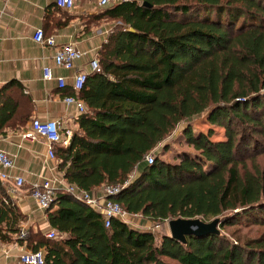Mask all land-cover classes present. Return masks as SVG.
<instances>
[{"label": "trees", "instance_id": "trees-1", "mask_svg": "<svg viewBox=\"0 0 264 264\" xmlns=\"http://www.w3.org/2000/svg\"><path fill=\"white\" fill-rule=\"evenodd\" d=\"M53 11L67 20L53 1L44 18ZM85 24L111 27L95 54L99 71L86 73L77 93L61 88L84 105L68 143L53 148L63 180L86 192L126 182L112 200L152 224L220 217L218 227L259 231L156 240L117 218L104 227L100 211L57 190L44 211L55 237L23 240L0 183V242L41 250V264H264V0H122ZM28 102L18 82L0 85V135L23 126ZM199 115L223 139L187 124L182 136L196 153L160 159L170 131Z\"/></svg>", "mask_w": 264, "mask_h": 264}, {"label": "crops", "instance_id": "crops-1", "mask_svg": "<svg viewBox=\"0 0 264 264\" xmlns=\"http://www.w3.org/2000/svg\"><path fill=\"white\" fill-rule=\"evenodd\" d=\"M52 1L0 0V85L10 80L18 82L22 94L29 100L28 120L21 127H5L0 135V150L10 157L12 163L8 173L23 179V186L18 192L7 194L21 216L18 226L19 230L26 231L23 240L29 234L43 235L50 229L45 212L39 210L30 199L28 189L44 179L53 181L57 189L61 186L58 181L63 178L55 160L47 157L43 139L29 142L21 139L20 134L30 127L33 120H57L63 135L69 131L71 136L77 130L75 119L78 113L73 106L63 102L61 88L54 78L61 77L64 87L68 88L76 71L89 73L87 60L95 56L109 30L105 24H85L86 16L100 9L92 0H74L70 10L60 9L67 15V20L57 11L45 19V7ZM36 29H42L44 35L52 36L56 45L73 43L87 57L76 61L73 69L55 66L51 61L53 48L41 47L33 41ZM45 66L51 68L53 78L49 80L42 78V68ZM98 188L91 192L96 193ZM23 251H28L24 241L21 244L14 240L0 242V264H18L15 257Z\"/></svg>", "mask_w": 264, "mask_h": 264}, {"label": "built area", "instance_id": "built-area-1", "mask_svg": "<svg viewBox=\"0 0 264 264\" xmlns=\"http://www.w3.org/2000/svg\"><path fill=\"white\" fill-rule=\"evenodd\" d=\"M90 1V0H87ZM98 7H103L109 4H114L122 0H92ZM56 7L63 10H70L73 6L74 0H53ZM33 41L41 47H52L53 54L51 56L52 63L60 68L73 69L76 61L87 57L86 53L79 50L73 43H65L56 45L52 36H43L41 29H36L33 33ZM87 65L90 72H98L99 65L96 57L88 58ZM86 73L82 71H76L72 75V83L70 85L74 93H77L83 86ZM42 78L49 80L52 77L51 68L45 66L42 68ZM59 88L64 87V80L61 77L54 78ZM63 102L67 105L73 106L78 114L84 111V105L81 100L77 99L74 95H65L62 98ZM70 132L65 131L64 135L60 131V122L57 120H33L30 127L20 134L21 139L32 142L39 138L43 139L46 146V155L50 159L55 160L53 148L56 144H66L69 139ZM153 160L152 153H148L144 157L146 164H150ZM12 163L10 157L0 150V183H2L6 189V193L14 195L23 186V179L18 176H12L8 173ZM61 174V173H60ZM62 176V174H61ZM131 176V175H130ZM129 176V177H130ZM61 185L60 188H55L53 181L48 179L42 180L40 183L33 184L28 189V195L34 202L36 207L45 211L54 199L55 192L62 190L70 194L74 199L83 202L91 207L96 208L101 212L103 217L104 227L109 226L110 218H117L124 222V218L128 215L124 209L115 201L112 197L116 195L119 190L126 184H102L99 186L96 193L86 192L76 188L72 184L66 183L63 179L58 181ZM26 231L20 229L18 233L19 238H24ZM45 238L55 237L54 229L43 233ZM18 264H41L43 261L41 250L36 251H23L15 257Z\"/></svg>", "mask_w": 264, "mask_h": 264}, {"label": "rangeland", "instance_id": "rangeland-1", "mask_svg": "<svg viewBox=\"0 0 264 264\" xmlns=\"http://www.w3.org/2000/svg\"><path fill=\"white\" fill-rule=\"evenodd\" d=\"M101 8V7H100ZM107 27H111L110 24H105ZM108 32V30H107ZM190 125V128L192 131H200L202 133H206L207 129L212 130V134L208 137L210 140H221L223 139V130L222 128L218 126H211L205 122L204 115H199L197 117H194L190 119L188 122H181L179 123L170 133L163 139L160 146L163 145L167 147L165 151H161L160 148L156 151V155L166 161L175 163L178 161V157L181 153H188L190 155L195 154L196 152L192 149V147L184 141V138L182 136V130L186 125ZM211 218L208 217L206 219H203V221L207 222ZM124 222L130 226L131 228L137 229V230H144V231H150L154 238L157 240L162 234H167V229L165 222L160 223L158 225L152 224L148 222L143 217H140V215H126L124 218ZM219 228V234L225 235L230 240L235 239L236 237L240 238H249L253 237L257 234L259 231V228L256 226H222ZM171 264H176L173 261H169Z\"/></svg>", "mask_w": 264, "mask_h": 264}, {"label": "water", "instance_id": "water-1", "mask_svg": "<svg viewBox=\"0 0 264 264\" xmlns=\"http://www.w3.org/2000/svg\"><path fill=\"white\" fill-rule=\"evenodd\" d=\"M220 217H213L205 222L198 217L172 218L165 221L168 235L176 241L184 244L187 236H201L206 234L219 235L218 224Z\"/></svg>", "mask_w": 264, "mask_h": 264}]
</instances>
